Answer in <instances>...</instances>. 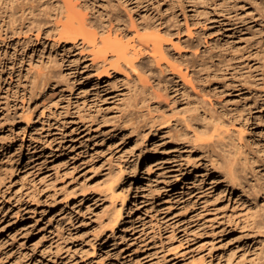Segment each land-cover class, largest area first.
<instances>
[{"label": "rangeland", "instance_id": "rangeland-1", "mask_svg": "<svg viewBox=\"0 0 264 264\" xmlns=\"http://www.w3.org/2000/svg\"><path fill=\"white\" fill-rule=\"evenodd\" d=\"M70 1L92 42L144 56L149 108L89 67L91 44L36 41L19 32L28 0H0V264H264L249 203L175 141L216 115L253 155L264 145V0Z\"/></svg>", "mask_w": 264, "mask_h": 264}, {"label": "bare ground", "instance_id": "bare-ground-1", "mask_svg": "<svg viewBox=\"0 0 264 264\" xmlns=\"http://www.w3.org/2000/svg\"><path fill=\"white\" fill-rule=\"evenodd\" d=\"M21 25L19 32L24 29L27 32L36 33L35 40H38L39 33L46 37L54 36L58 39L76 40L80 38L82 44H91L92 54L89 67L96 71H101L106 75V79L122 81L127 90H132L129 107L143 109L145 105L149 108L148 99L144 96L146 92L153 91L151 72L146 69L143 59L137 60L138 55L131 52L117 42L100 39L92 42L91 35L86 28L92 27L91 24L84 25L78 14L74 11L70 0H28L20 8ZM27 11V14L25 12ZM90 22V21H89ZM31 39V38H30ZM40 41V40H39ZM146 51L145 58L150 62L159 63L157 58L163 57L161 42H153L150 52ZM38 77V76H37ZM36 78V77H35ZM52 77L45 74L39 75L34 79L35 89L43 91L53 83ZM101 80V78H99ZM114 81V83H115ZM160 82H157L159 86ZM186 87V86H185ZM138 95H143L137 98ZM139 104L141 105L139 107ZM128 107V108H129ZM197 111V109L195 110ZM130 113V111H128ZM216 115H203L194 117L187 123L191 129L192 140H175L176 142L187 143L191 150L198 151L209 162L216 166L219 178H222L224 187H229L232 191L237 188L238 192L249 203L251 207L248 222L251 224V238L260 243L264 242V145L256 143V156L250 153L242 144V140L234 139V135L226 134V126H223L222 118ZM128 117V116H126ZM125 117V118H126ZM221 117V116H220ZM159 119V118H157ZM125 120L123 124H127ZM222 120V121H221ZM222 127L225 129H222ZM228 132V130H226ZM188 136V133L185 134ZM210 135L215 140H201L202 136ZM217 139V140H216ZM255 144V143H254ZM154 150L151 158L156 156ZM120 197V196H119ZM121 205L125 204L127 195L120 198ZM262 202V203H261ZM261 203V204H260ZM119 217V210L113 209L108 215L109 224L116 225ZM264 255V253H263ZM263 264V262H261Z\"/></svg>", "mask_w": 264, "mask_h": 264}]
</instances>
